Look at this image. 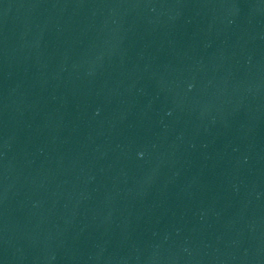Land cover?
I'll return each instance as SVG.
<instances>
[{
  "label": "water",
  "instance_id": "95a60500",
  "mask_svg": "<svg viewBox=\"0 0 264 264\" xmlns=\"http://www.w3.org/2000/svg\"><path fill=\"white\" fill-rule=\"evenodd\" d=\"M0 264H264V0H0Z\"/></svg>",
  "mask_w": 264,
  "mask_h": 264
}]
</instances>
